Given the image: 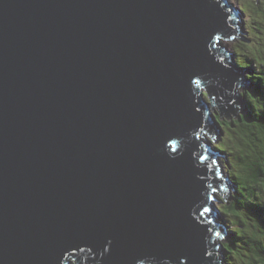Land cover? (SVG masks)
Returning <instances> with one entry per match:
<instances>
[{
	"label": "water",
	"instance_id": "95a60500",
	"mask_svg": "<svg viewBox=\"0 0 264 264\" xmlns=\"http://www.w3.org/2000/svg\"><path fill=\"white\" fill-rule=\"evenodd\" d=\"M240 27L230 0H0V264H224L204 136L245 107Z\"/></svg>",
	"mask_w": 264,
	"mask_h": 264
},
{
	"label": "trees",
	"instance_id": "16d2710c",
	"mask_svg": "<svg viewBox=\"0 0 264 264\" xmlns=\"http://www.w3.org/2000/svg\"><path fill=\"white\" fill-rule=\"evenodd\" d=\"M243 39L246 41H238L235 46L253 41H250L251 37L244 36ZM244 55L248 61L238 65L246 70L253 69L252 73L249 71L247 74L249 86L244 91L245 113L239 112L235 118L230 119L221 115L219 111L216 118L220 123V131L216 138L225 129L233 134L235 140L233 147L227 149L219 147L229 159L228 165L224 161L225 158L222 159V163L232 179L235 178L242 183L241 190L249 191L245 194V199H249L264 195V64L258 65L248 52ZM214 147L218 149L217 145ZM245 162L248 163V171L243 170ZM237 192L235 191L234 198L229 202L219 205L223 210V217H227L231 227L235 228L232 230L234 235L224 243L225 264H264V246H262L264 237L262 233L256 232L260 226L242 212L243 206L238 201Z\"/></svg>",
	"mask_w": 264,
	"mask_h": 264
},
{
	"label": "rangeland",
	"instance_id": "374dc122",
	"mask_svg": "<svg viewBox=\"0 0 264 264\" xmlns=\"http://www.w3.org/2000/svg\"><path fill=\"white\" fill-rule=\"evenodd\" d=\"M230 1H232V3L234 4L235 7L239 6V10H240V14H241L240 22H242L243 25L245 24L244 33L241 31V27H240V31H239L240 36L251 37L250 41H252V40L253 41L252 42H245L243 44H238L237 46H235V43H238V41L239 42L246 41V39L236 38L233 40H224L223 45H225V48L233 51V54L236 55L235 59H236L237 63H239L240 65L245 64L248 61V59L244 55L245 52H248L250 54V56L255 59V62L258 65L264 64V0H230ZM247 86H249V85L247 84ZM246 89H248V88H246ZM246 89L241 88V91H240L241 95L240 96L244 95V91ZM207 100H208V102H210L209 99H207ZM217 109H219V107ZM211 110L214 112L215 108L213 106H211ZM244 110H245V107H243V110L241 108L240 112L245 113ZM217 112L218 111L216 110L214 113L217 114ZM223 116H226V115H223ZM233 117L234 118L236 117V111H235V115H233L232 112H229L228 118L232 119ZM259 127L261 129H263L262 125H260V124H259ZM234 134H235V132H234ZM204 139H205V141L211 143L212 146H213V144H214V146L217 145V147H218L217 150H219V147H221L222 149H227L229 147H233L235 144L233 134L228 129L223 130L222 134H220V136L217 138V140L214 143H212L213 138L208 133H206V135L204 136ZM218 154H221V153L219 152ZM219 159H220V163L222 164V159H223L222 156H220ZM224 161H225L226 165H228V161L226 160V158ZM223 170H224L223 171L224 173H226L228 176H230V173L227 172V169L225 166H223ZM243 170H245V171L249 170L247 162H245V164L243 166ZM233 181L236 182L235 184L237 185V189L239 191V192H237L238 198H239L238 201H240V203L243 206L242 212L244 214L248 215L253 221H255L259 224L260 228L257 229L256 232L262 233L263 237H264V195L259 196L258 198L256 197V198L245 199V197H246L245 194L249 191H246L245 189L241 190L242 188H241L240 184H242V183L240 181H238L237 179L233 178ZM252 191H250V192H252ZM223 194H226V191H224ZM227 198L228 199L231 198L230 193H229ZM218 204H220V203L216 202V205H218ZM219 208H221V206H219ZM220 212L223 213L222 208L220 209ZM220 216H221V214H220ZM223 223L225 225V228H224L225 233L228 229L231 232V233H229L228 237H226L224 240H222V242L225 243L230 239V236L234 235L233 234L234 231H232V230H234L235 228L233 229L232 227L229 226L230 222H229V219L227 217L224 218ZM225 233H224V235H225ZM237 244H238V246H241L240 243H237ZM262 246H264V244H262ZM222 260H223V258H222ZM224 264H225V262H224Z\"/></svg>",
	"mask_w": 264,
	"mask_h": 264
},
{
	"label": "snow or ice",
	"instance_id": "6c2138e0",
	"mask_svg": "<svg viewBox=\"0 0 264 264\" xmlns=\"http://www.w3.org/2000/svg\"><path fill=\"white\" fill-rule=\"evenodd\" d=\"M229 39H234V37H228ZM196 83H197V85H199L200 83H201V81L200 80H197L196 81ZM200 159L201 160H205V159H207V157H205V156H201L200 157ZM216 161L215 160H212L211 161V163L208 165V167L210 168V169H212L213 168V166L214 165H216ZM217 176H219L220 175V173H219V171H217L216 173H215ZM218 189L217 188H211V192H216ZM209 199H215V197L214 196H210L209 197ZM211 212V208H209V207H204L203 208V211L200 213L201 215H204L205 213H210ZM209 223H211V221H209ZM209 231H211V229H209ZM216 236H220V233L219 232H216ZM108 251V248H105V252H107Z\"/></svg>",
	"mask_w": 264,
	"mask_h": 264
},
{
	"label": "bare ground",
	"instance_id": "6f19581e",
	"mask_svg": "<svg viewBox=\"0 0 264 264\" xmlns=\"http://www.w3.org/2000/svg\"><path fill=\"white\" fill-rule=\"evenodd\" d=\"M242 13V12H241ZM240 18H241V14H240ZM241 24H242V32H244V29H245V24L243 25V23L241 22ZM220 152L222 153V155L226 158V160L229 162V159H228V157L226 156V154L222 151V150H220ZM230 180L232 181H230L232 184H233V186H234V188L236 189V184H235V182L233 181V179H232V177L230 176ZM235 189L233 190L231 187H229V193H230V196H231V198L230 199H233L234 198V195H235ZM229 199V200H230ZM225 217V216H224ZM224 217H223V215H222V213H221V219H222V221H224ZM229 226L231 227V225L229 224ZM223 262H225V258H224V260H223Z\"/></svg>",
	"mask_w": 264,
	"mask_h": 264
},
{
	"label": "clouds",
	"instance_id": "9594fccd",
	"mask_svg": "<svg viewBox=\"0 0 264 264\" xmlns=\"http://www.w3.org/2000/svg\"><path fill=\"white\" fill-rule=\"evenodd\" d=\"M205 93H206V92H205ZM215 108H216V109H215V111L217 110V111H218L217 113H219V111H220V110H219V109H217L218 107H215ZM215 111H214V112H215ZM215 114H216V113H215ZM215 140H216V137H215ZM215 140L213 139L212 143H214V142H215ZM213 145H214V144H213ZM213 147H214V146H213Z\"/></svg>",
	"mask_w": 264,
	"mask_h": 264
}]
</instances>
